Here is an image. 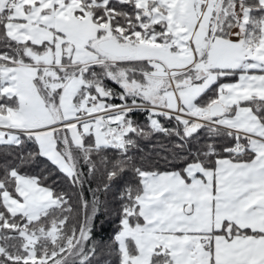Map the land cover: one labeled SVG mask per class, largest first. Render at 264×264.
Wrapping results in <instances>:
<instances>
[{
  "label": "snow or ice",
  "instance_id": "obj_1",
  "mask_svg": "<svg viewBox=\"0 0 264 264\" xmlns=\"http://www.w3.org/2000/svg\"><path fill=\"white\" fill-rule=\"evenodd\" d=\"M0 264H264V0H0Z\"/></svg>",
  "mask_w": 264,
  "mask_h": 264
},
{
  "label": "trees",
  "instance_id": "obj_2",
  "mask_svg": "<svg viewBox=\"0 0 264 264\" xmlns=\"http://www.w3.org/2000/svg\"><path fill=\"white\" fill-rule=\"evenodd\" d=\"M105 232H107V229H105Z\"/></svg>",
  "mask_w": 264,
  "mask_h": 264
}]
</instances>
